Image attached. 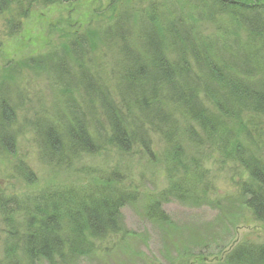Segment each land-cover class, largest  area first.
I'll use <instances>...</instances> for the list:
<instances>
[{"label":"trees","instance_id":"trees-1","mask_svg":"<svg viewBox=\"0 0 264 264\" xmlns=\"http://www.w3.org/2000/svg\"><path fill=\"white\" fill-rule=\"evenodd\" d=\"M18 1L0 0V14ZM118 1L111 0V7ZM201 1L202 12L196 19L192 16V24L173 10L144 16L129 9L116 13L103 42L117 49L112 68L116 96L103 77L83 66L93 38L78 34L65 43L64 56L49 63L64 104L56 113L57 122L36 115L40 147L58 165L97 153L104 144L123 151L141 145L151 154L152 130L167 144L173 176L162 194L197 201L201 196L208 199L213 188L198 170L199 160L193 159L197 168L188 165L185 147L207 142L248 173L238 193L264 222V145L255 151L244 140L249 137L257 144L247 121L264 119V0ZM217 15L229 29L225 26L223 38H206L196 24L216 22ZM134 36L138 45L132 47ZM15 89L20 90L10 86L0 96V151L8 154L17 147ZM17 169L27 183L35 182L26 163L20 161ZM120 179L113 171L80 186H47L23 199L0 194L6 225L2 264H74L93 254L98 243L121 231L122 208L137 198V192L113 184ZM162 208L154 199L146 214L167 221ZM217 264H264V244H238Z\"/></svg>","mask_w":264,"mask_h":264},{"label":"rangeland","instance_id":"rangeland-1","mask_svg":"<svg viewBox=\"0 0 264 264\" xmlns=\"http://www.w3.org/2000/svg\"><path fill=\"white\" fill-rule=\"evenodd\" d=\"M50 1L19 0L9 11L0 14V96L10 86L18 85L20 89L13 91L17 147L12 154L0 151V194L23 199L47 186H80L94 177L118 171L121 179L113 184L137 192V198L122 208L121 231L98 243L93 254L81 257L74 264H217L238 244H264V222L253 216L237 189L248 173L207 142L201 145L189 142L185 156L191 169L193 165L196 167L193 159L199 160L198 170L205 172L213 189L208 190V199L201 196L197 201H183L174 195L162 194L173 176L166 158L167 144L152 130L149 131L151 154L141 145L123 151L104 144L97 153H83L69 158L70 162L65 165H58L43 153L40 132L35 128L36 115L41 114L45 121L50 118L57 122L56 113L63 107L64 94L55 82L49 63L64 56L65 43L78 34L86 33L93 38L83 66L96 73L97 78L103 77L116 96L112 68L117 49L103 43L105 30L115 22L116 13L129 9L144 16L155 10L160 13L173 10L190 21L198 18V12L201 14L203 1L119 0L114 8L111 0ZM216 17V22L196 24L206 38L212 35L223 38L225 26L229 29L222 17ZM133 40L131 46L135 47L138 36ZM32 60L43 67L32 65ZM247 124L257 144L249 137L244 140L257 151L264 145V119L251 117ZM20 161L34 171V183H27L21 177L17 169ZM154 199L161 202L167 221L154 220L146 214L148 204ZM5 226L0 216V264L4 259L2 229Z\"/></svg>","mask_w":264,"mask_h":264}]
</instances>
